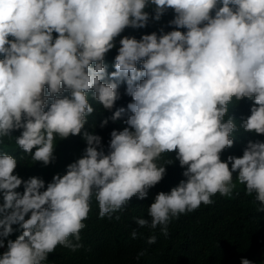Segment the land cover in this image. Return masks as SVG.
<instances>
[{
  "label": "clouds",
  "instance_id": "obj_1",
  "mask_svg": "<svg viewBox=\"0 0 264 264\" xmlns=\"http://www.w3.org/2000/svg\"><path fill=\"white\" fill-rule=\"evenodd\" d=\"M150 5L151 19L160 21L172 9L169 25L187 31L124 36L109 74L106 53L126 28L147 26ZM0 54V145L22 130L16 146L47 166L57 137L82 134L87 143L82 158L43 191V179L23 181L13 174L17 159L0 154V248L13 225L22 229L7 240L0 264H45L57 246L76 251L93 196L99 216L113 218L161 182L165 165L173 163H160L162 154L177 149L186 180L156 195L150 222L136 219L140 227L159 226L167 235L173 218L212 204L217 193L231 195L234 173L264 205V142L249 141L242 157L222 161L220 155L233 146L237 130L232 117L225 120L233 98L253 101L240 127L264 134V0H0ZM121 82L132 97L130 115L127 127L111 132L105 154L99 135L82 133L94 112L89 93L111 110ZM124 113L121 107L110 119ZM107 124L104 119L100 127ZM155 242V235L147 240Z\"/></svg>",
  "mask_w": 264,
  "mask_h": 264
},
{
  "label": "trees",
  "instance_id": "obj_2",
  "mask_svg": "<svg viewBox=\"0 0 264 264\" xmlns=\"http://www.w3.org/2000/svg\"><path fill=\"white\" fill-rule=\"evenodd\" d=\"M153 8L154 6L150 5L145 9L150 14L146 27L126 28L120 36L115 38V47L105 55L104 62L109 74L115 71L113 65L120 47L119 41L124 36L139 40L143 35L153 32L159 36L161 29L165 33L173 30L187 31V29H177L174 25H169V21L176 15L172 9H169L160 21L151 19V16H154ZM212 15L214 16V13ZM57 35L53 33L54 38ZM9 39L14 38L9 37ZM3 58L0 54V59ZM137 67L139 69L140 65L137 64ZM126 87V82L120 83L118 88L120 99L115 102L111 110L104 109L89 93V102L94 112L88 117L82 133L87 130L99 135L102 138L101 143L105 154L109 152L111 132L122 131L127 127L125 120L130 115L127 105L132 102V97L126 94ZM252 106L253 101L248 98L238 102L233 98V102L229 104L225 120L232 117L236 122L237 130L232 133L233 146L226 148L220 154L222 161H227L229 156L242 157L249 141L264 142V134L246 132L240 127L243 120L251 114ZM121 107L125 109V113L121 118L112 121L111 116ZM104 119H108V124L100 127ZM21 131H13L11 140L5 138L4 144L0 145V154L7 153L17 159V167L13 174L18 175L23 181L31 177L43 179L45 189L42 191L46 190L47 184L52 182L54 176L65 175L67 166L82 158L87 147L82 134L70 135L66 139L57 137L54 146L55 158L45 166L42 162L33 161L31 154L24 153L16 146L14 138L19 136ZM176 151L162 154L163 159L160 163H163L164 159H171L173 163L165 165L166 174L161 182L148 190L147 197L145 199L132 197L125 210L115 213L113 218L99 216L98 202L93 196L91 211L87 220L84 221L86 227L80 233L79 243L82 247L72 251L57 246L56 250L48 255L45 264H230L232 260L241 264L242 259H248L252 264H264V260H259L255 256L257 252L264 251V210L258 211V209H264V205L255 199V194H246L245 186L235 181L236 173L233 174L236 188L231 195L222 196L217 193L211 197L212 204H202L190 213L173 218L168 225L167 235L161 233L159 226L156 229H150L136 224L138 218H144L150 222L151 217L147 210L158 193H168L182 180H186L183 176L186 166L185 168L180 166L176 159ZM16 191L22 194L23 184ZM2 204L3 193L0 191V205ZM116 216L120 219L117 220ZM28 218L30 213L25 217V219ZM12 227L14 231L5 239V247L0 248V256L8 250L7 240L15 241L22 234L19 225ZM133 230L137 232L136 238H132ZM153 235L156 236V242L148 244V238Z\"/></svg>",
  "mask_w": 264,
  "mask_h": 264
},
{
  "label": "rangeland",
  "instance_id": "obj_3",
  "mask_svg": "<svg viewBox=\"0 0 264 264\" xmlns=\"http://www.w3.org/2000/svg\"><path fill=\"white\" fill-rule=\"evenodd\" d=\"M49 105H50V103H49ZM4 250H5V249H4ZM4 250H3V251H4ZM3 251H2V252H3ZM255 256H256V258L259 259V260H264V251H259V252H257ZM230 264H238V263H237L236 260H232V261L230 262Z\"/></svg>",
  "mask_w": 264,
  "mask_h": 264
}]
</instances>
